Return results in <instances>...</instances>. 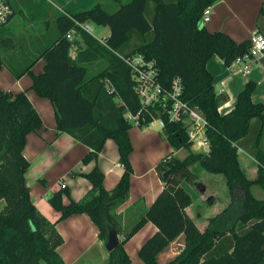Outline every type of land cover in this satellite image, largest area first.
<instances>
[{
  "label": "trees",
  "instance_id": "16d2710c",
  "mask_svg": "<svg viewBox=\"0 0 264 264\" xmlns=\"http://www.w3.org/2000/svg\"><path fill=\"white\" fill-rule=\"evenodd\" d=\"M215 1L129 0L118 2L112 13L94 2L68 17L59 16L58 37L20 71L9 69L14 78L30 75L29 89L49 102L56 133L66 134L88 148L83 164L96 159L105 140H112L116 146L122 173L111 190L103 189V176L93 168L79 175L90 187L77 201L62 204V197L68 198L65 187L46 198L47 204L59 213L56 222L84 214L95 226L102 244L108 228L121 235L102 264H129L122 246L146 223H151L156 232L137 251L143 264H159L158 255L176 239L181 240L182 247L165 264H264V200L254 198L251 192L257 188L264 194V154L258 147L264 128V103L251 102L254 83L247 82L236 95L232 109L217 112L227 97L214 90L205 63L216 56L229 66L247 52L249 43H235L221 32L209 33L199 23L202 11ZM3 2L8 6L6 0ZM73 21L107 27L105 46L79 31L82 47L71 58V42L64 34L75 28ZM133 54L153 62L161 87L167 89L174 77L179 79L181 99L196 106L205 120L207 152L190 153L183 124L165 119L168 102L161 100L149 109L152 118L163 121L160 136L171 150L182 149L187 154L182 159L169 154L155 165L161 190L132 226L122 231L114 210L126 200L131 175L127 136L131 127L123 114L126 110L136 113L139 104L128 69L117 56ZM38 59L43 61L42 71L32 75L30 67ZM96 61H104L106 66L88 76L85 65ZM141 116L145 122L150 120L147 113ZM252 119L259 121V132L254 174L250 176L240 161L242 154L236 142L246 135ZM40 127V119L24 92L12 95L0 91V264H64L56 252L62 240L55 231V222L45 220L30 203L24 182L28 168L22 156L24 139ZM201 172L223 178L228 201L219 212L206 218L199 230L185 209L193 202L190 191L197 196Z\"/></svg>",
  "mask_w": 264,
  "mask_h": 264
},
{
  "label": "crops",
  "instance_id": "0c3cea01",
  "mask_svg": "<svg viewBox=\"0 0 264 264\" xmlns=\"http://www.w3.org/2000/svg\"><path fill=\"white\" fill-rule=\"evenodd\" d=\"M10 8V16L6 24L0 28V91L15 95L24 92L25 97L40 119L41 127L25 136L22 156L28 162L24 174L25 186L28 189L30 203L48 222H55V231L62 243L56 252L64 264H102L107 258L103 244L97 238V230L84 214L71 215L56 222L59 213L46 202V198L64 186L68 198L62 197V204L68 200L77 201L89 189V183L79 175L96 168L103 176L102 187L111 190L119 180L122 169L118 164V154L114 142L105 140L96 159L83 164L82 158L88 148L66 134H57L49 102L38 97L32 90L31 77L23 74L14 78L9 69L18 72L32 61L37 54L58 37L57 19L80 10L89 8L97 2L103 5L108 0H6ZM114 2L111 12L116 10L118 2ZM264 0H217L209 6L208 22L202 26L209 33L221 32L233 42L241 43L249 39L253 32L264 37ZM107 12V13H111ZM94 33L109 34V29L95 26ZM82 47L77 34L73 35L68 55L73 58ZM86 74L91 76L100 68L98 62L85 65ZM43 61L35 60L30 73H41ZM205 69L212 76V85L216 92L227 97L219 107V112L226 113L232 109L236 95L247 82L254 83L250 100L252 103H264V55L254 61L246 74L232 73L230 66H225L216 56H211L205 63ZM264 119V112H263ZM147 128H131L127 131L131 152L128 161L131 167L126 200L114 213L121 221V230L135 221L154 201L161 190V183L155 174V165L164 157L172 154L177 157L180 150L173 152L168 143L160 136V130ZM259 132V121L249 122L246 135L236 142L242 154L240 161L248 175L254 174L253 157L256 153L255 139ZM259 150L264 154V128L260 132ZM194 152L203 154L206 149ZM183 158V157H182ZM252 191V190H251ZM263 200V199H259ZM186 214L192 219L185 209ZM201 230V229H199ZM156 232L151 223L144 224L122 246L129 259V264H143L137 257L140 245ZM121 237V235H120ZM179 239L173 241L168 248L157 257L159 264H165L181 249Z\"/></svg>",
  "mask_w": 264,
  "mask_h": 264
},
{
  "label": "built area",
  "instance_id": "2783aa9c",
  "mask_svg": "<svg viewBox=\"0 0 264 264\" xmlns=\"http://www.w3.org/2000/svg\"><path fill=\"white\" fill-rule=\"evenodd\" d=\"M10 13L8 6L3 0H0V24L6 20ZM208 16L209 7L202 11L199 23L201 25L207 23ZM73 25L75 28L70 29L64 34V38L68 42H72L73 35L82 31L93 38L98 44L105 46L109 34L91 32L92 25L87 21L81 23L73 21ZM248 43L247 52L236 57L229 65L233 69L232 73H248L252 63L264 55V37L261 34L253 32L248 39ZM117 57L128 69L131 89L137 97L139 104V110L136 113L132 114L128 110L124 112L123 119L126 123L131 128L139 129L156 125L160 130L163 128V121L158 118H152L148 110L153 109L161 100L168 102V106L164 110L165 119L168 122H181L187 141L191 144L190 147L196 151L206 149L207 152V144L204 139L205 120L196 106H190L181 99L179 79L174 77L169 87L165 89L158 83L156 69L152 61L145 60L140 54L120 55ZM142 112L147 113L148 117H150L148 122H145L144 117L141 116ZM217 112L220 113L219 108Z\"/></svg>",
  "mask_w": 264,
  "mask_h": 264
},
{
  "label": "rangeland",
  "instance_id": "374dc122",
  "mask_svg": "<svg viewBox=\"0 0 264 264\" xmlns=\"http://www.w3.org/2000/svg\"><path fill=\"white\" fill-rule=\"evenodd\" d=\"M113 1L114 0H108L107 4L103 5V8L107 12H111L110 10H112L114 5ZM119 1L121 2V4H124L129 0ZM89 24L92 23L89 22ZM91 27V32L94 33V27ZM98 65H100L101 69L106 66L104 61H98ZM152 129L157 130L158 127L156 125H153ZM189 151L190 153L197 154L192 149H189ZM186 154L187 151L181 149L177 154V157H179V159H182V157L184 158ZM251 192L254 198L264 200V194L257 188H252ZM190 194L193 202L191 206L187 207L186 209H188V213L189 215H191L198 229H202L205 224L206 218L211 217L213 216V214L219 212L225 206V204H227L228 201V195L226 194V188L223 178L219 175H211L204 172H201L199 176V186L196 189L197 196L194 197V193L192 190L190 191ZM116 221L117 226L121 227V221L119 220V217ZM132 224L133 221L130 220L124 231L128 230L132 226ZM117 237L118 239H120V235H118Z\"/></svg>",
  "mask_w": 264,
  "mask_h": 264
},
{
  "label": "water",
  "instance_id": "95a60500",
  "mask_svg": "<svg viewBox=\"0 0 264 264\" xmlns=\"http://www.w3.org/2000/svg\"><path fill=\"white\" fill-rule=\"evenodd\" d=\"M117 244H118L117 235L113 232V230L108 228L106 240L105 243L103 244L105 251L106 252L112 251L117 246Z\"/></svg>",
  "mask_w": 264,
  "mask_h": 264
}]
</instances>
